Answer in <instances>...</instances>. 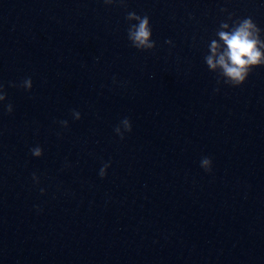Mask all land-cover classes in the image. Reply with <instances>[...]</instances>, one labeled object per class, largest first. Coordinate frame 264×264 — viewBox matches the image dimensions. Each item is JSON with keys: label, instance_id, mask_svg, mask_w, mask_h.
<instances>
[{"label": "clouds", "instance_id": "clouds-1", "mask_svg": "<svg viewBox=\"0 0 264 264\" xmlns=\"http://www.w3.org/2000/svg\"><path fill=\"white\" fill-rule=\"evenodd\" d=\"M105 4L109 3V0H104ZM126 19H135L139 21L138 25H133L128 29V37L134 42V46L136 48H141L142 46L147 48H152L153 44L149 43V37L152 34V28L150 26V20L148 16L141 17L137 15L135 12H129L127 14ZM255 27L252 23L251 18L244 19L240 26L236 29V31L229 36L228 34L221 32L219 35L224 40L225 44L228 46V51L225 55L221 56L218 63L224 69V73L227 77L230 78V84L232 86H240L249 76L252 68H248L247 65H264V61L260 60L261 53L256 50V41L249 39L250 32L249 28ZM225 56H227L228 62L225 60ZM246 57V59H245ZM208 65L211 68H215L216 64L213 63L211 57L208 58ZM15 87L16 85H12ZM26 90H30L32 88V80L31 78H26L23 80L20 85ZM6 99V94L3 90V85L0 84V102ZM13 111L12 105L9 103L7 105V112L11 113ZM75 111V110H73ZM77 112V111H76ZM81 119V115L77 112V120ZM60 123H67V121H60ZM123 124V131H121L119 125L114 129L115 133L120 136L121 139H124L125 132L132 131V125L130 119L125 117L120 124ZM31 154L34 157H41L43 155V149L40 146H36L30 149ZM110 167V162H105L103 166L99 170V176L104 178L107 173V169ZM200 167L208 173L212 172V160L210 157H203L200 161ZM33 181L39 183V177L33 174ZM41 193H44V189L40 190Z\"/></svg>", "mask_w": 264, "mask_h": 264}]
</instances>
